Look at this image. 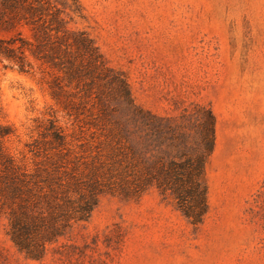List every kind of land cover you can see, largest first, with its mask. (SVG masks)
Segmentation results:
<instances>
[{
  "label": "rangeland",
  "instance_id": "obj_1",
  "mask_svg": "<svg viewBox=\"0 0 264 264\" xmlns=\"http://www.w3.org/2000/svg\"><path fill=\"white\" fill-rule=\"evenodd\" d=\"M63 3L66 28L93 40L138 107L183 124L187 149L200 143L198 108L210 110L207 211L194 226L156 188L139 198L103 193L89 219L46 244L39 260L18 250L1 215L0 264H264V0ZM29 61L23 73L0 57V114L14 132L6 151L21 160L26 146L50 139L53 122L68 140L102 141L86 125L89 99L70 90L78 111L64 109L50 94L54 72Z\"/></svg>",
  "mask_w": 264,
  "mask_h": 264
},
{
  "label": "trees",
  "instance_id": "obj_2",
  "mask_svg": "<svg viewBox=\"0 0 264 264\" xmlns=\"http://www.w3.org/2000/svg\"><path fill=\"white\" fill-rule=\"evenodd\" d=\"M58 5L63 0H0V34L8 35L0 37V57L23 73L32 69L29 58L47 66L54 72L51 97L64 109L78 111L70 90L81 92L93 116L86 125L97 127L103 140L93 142V133L89 140H68L53 122L43 134L50 139L26 146L17 160L4 148L14 132L0 114V216L8 219L11 241L39 260L46 244L89 219L101 194L139 198L150 188L170 196L194 226L201 224L205 164L214 147L210 110L198 108L200 143L187 149L183 124L138 107L123 75L107 65L85 32L66 28Z\"/></svg>",
  "mask_w": 264,
  "mask_h": 264
}]
</instances>
